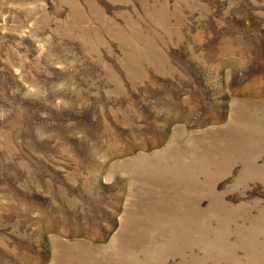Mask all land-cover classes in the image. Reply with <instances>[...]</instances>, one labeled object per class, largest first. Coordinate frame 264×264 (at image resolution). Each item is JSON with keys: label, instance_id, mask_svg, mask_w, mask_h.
Returning a JSON list of instances; mask_svg holds the SVG:
<instances>
[{"label": "rangeland", "instance_id": "obj_1", "mask_svg": "<svg viewBox=\"0 0 264 264\" xmlns=\"http://www.w3.org/2000/svg\"><path fill=\"white\" fill-rule=\"evenodd\" d=\"M0 264H264V0H0Z\"/></svg>", "mask_w": 264, "mask_h": 264}]
</instances>
